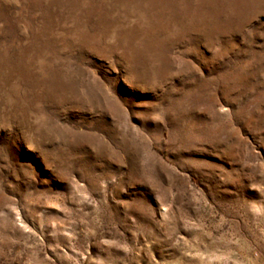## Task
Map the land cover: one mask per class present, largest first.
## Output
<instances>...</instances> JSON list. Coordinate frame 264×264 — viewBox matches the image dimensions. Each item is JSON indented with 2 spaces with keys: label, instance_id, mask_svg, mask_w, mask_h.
<instances>
[{
  "label": "rangeland",
  "instance_id": "374dc122",
  "mask_svg": "<svg viewBox=\"0 0 264 264\" xmlns=\"http://www.w3.org/2000/svg\"><path fill=\"white\" fill-rule=\"evenodd\" d=\"M0 264H264V0H0Z\"/></svg>",
  "mask_w": 264,
  "mask_h": 264
}]
</instances>
